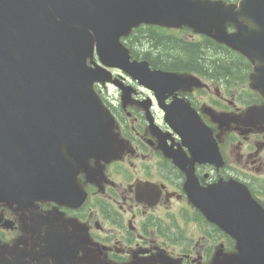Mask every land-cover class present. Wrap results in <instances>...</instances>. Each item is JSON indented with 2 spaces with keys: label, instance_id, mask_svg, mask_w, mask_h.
Here are the masks:
<instances>
[{
  "label": "water",
  "instance_id": "95a60500",
  "mask_svg": "<svg viewBox=\"0 0 264 264\" xmlns=\"http://www.w3.org/2000/svg\"><path fill=\"white\" fill-rule=\"evenodd\" d=\"M142 24L187 28L241 54L253 67L250 85L264 99V0H0V202L54 200L89 159L116 158L113 118L93 90L105 82L122 88L106 68L156 94L196 84L130 60L121 39ZM243 122L264 123V104L250 108ZM217 159L221 165L218 150ZM197 199L206 218L237 240L239 253L229 263L264 264V210L243 185L219 180ZM35 234L38 252L2 248L0 264L73 261L60 242L66 235Z\"/></svg>",
  "mask_w": 264,
  "mask_h": 264
},
{
  "label": "flooded vegetation",
  "instance_id": "af4514ba",
  "mask_svg": "<svg viewBox=\"0 0 264 264\" xmlns=\"http://www.w3.org/2000/svg\"><path fill=\"white\" fill-rule=\"evenodd\" d=\"M241 66L244 82L206 76L202 86L165 88L170 94L122 76L132 88L125 101L116 90L115 104L96 86L115 119L119 156L100 169L91 160L68 201L0 202V248L38 252L35 233H61L75 254L69 264H235L226 260L235 239L193 197L231 179L264 209V123L243 122L263 100L248 84L249 64Z\"/></svg>",
  "mask_w": 264,
  "mask_h": 264
},
{
  "label": "trees",
  "instance_id": "16d2710c",
  "mask_svg": "<svg viewBox=\"0 0 264 264\" xmlns=\"http://www.w3.org/2000/svg\"><path fill=\"white\" fill-rule=\"evenodd\" d=\"M223 1L229 3L236 0ZM166 32L168 31L156 27H141L135 30L127 41L128 47L135 56H138L135 51L137 49L142 58L149 61L155 68L190 72L217 80L227 78L231 81L237 76L234 67L235 59H208L207 57L211 53H229L230 51L225 47L206 38L193 42L183 37L180 32Z\"/></svg>",
  "mask_w": 264,
  "mask_h": 264
},
{
  "label": "rangeland",
  "instance_id": "374dc122",
  "mask_svg": "<svg viewBox=\"0 0 264 264\" xmlns=\"http://www.w3.org/2000/svg\"><path fill=\"white\" fill-rule=\"evenodd\" d=\"M168 32H166V33H175V32H177V31H175V30H167ZM171 31V32H170ZM172 31H174V32H172ZM180 34H182V35H186L185 36V38H192L193 39V37H191V36H189V33L187 32V33H185L184 31H181L180 32ZM194 39H198V37L197 36H194ZM103 94L104 95H106L107 96V99L111 102V103H113V104H115L116 102H115V97H117L116 96V94H115V91L113 90V89H107V91H104L103 90Z\"/></svg>",
  "mask_w": 264,
  "mask_h": 264
}]
</instances>
